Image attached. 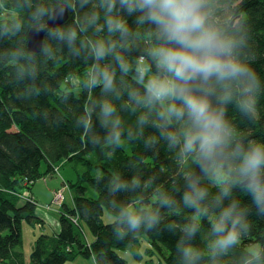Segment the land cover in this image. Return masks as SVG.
Returning a JSON list of instances; mask_svg holds the SVG:
<instances>
[{
	"label": "trees",
	"instance_id": "16d2710c",
	"mask_svg": "<svg viewBox=\"0 0 264 264\" xmlns=\"http://www.w3.org/2000/svg\"><path fill=\"white\" fill-rule=\"evenodd\" d=\"M228 3L246 19L255 66L264 71V0H228ZM62 4L67 6L66 20L44 33L40 51L28 50L29 29L43 28L49 18L45 15L34 19L32 13L43 7L52 14ZM98 4L99 0H90L84 7L79 0H0L1 263L25 264L22 226L42 223L35 215L37 201L31 196V186L43 175L69 166V176L62 182L73 189V203L60 206L57 233L36 236L30 252L32 264H64L77 254L93 257L95 264H128L115 249L132 246L141 235L147 237L160 260L176 264L179 228L188 219L190 210L173 215L161 208V224L149 232L141 226L139 233H133L126 224L117 225L114 220L105 223L102 219L104 211L114 217L124 205L154 208L153 195L157 189L179 201L184 181L173 153L166 151L163 143L147 146L157 130L151 123L144 124L141 130L137 123L145 110L129 100V92L143 91L134 82L133 71L122 73L109 53L98 63L114 72V89L104 92L101 87H89L85 83L97 63L91 52L92 43L96 40L107 43L109 39L107 29L101 30L104 21ZM93 11L99 12L101 19L90 25L86 17ZM17 22L21 23L19 31L13 28ZM130 26L135 28V24ZM8 29L12 31L6 32ZM57 29H63V39L52 34ZM70 31L77 34L71 44ZM124 39L131 41V47H117L116 51L134 68L135 58L144 54L146 45L131 35L119 41L112 37L118 44H123ZM12 53L18 54V61ZM105 100L116 106V112L101 127L98 117ZM86 113L91 127L85 134L82 121ZM237 122L247 134L264 141V119L255 125L246 120ZM114 126L127 138L123 146L108 143ZM42 163L46 165L44 171H41ZM24 190H28L32 201L23 196ZM216 192L218 189L210 188V193ZM254 212L253 209L250 213L252 234L243 237L240 251L264 236V220ZM72 215L76 216L78 225L67 217ZM168 224L176 226L175 234L165 229ZM82 225L89 228L91 240ZM117 226L125 233L122 238L115 234ZM206 233L207 225H204L194 241L197 247L202 245ZM237 256L238 253L233 254L228 264H237Z\"/></svg>",
	"mask_w": 264,
	"mask_h": 264
},
{
	"label": "clouds",
	"instance_id": "9594fccd",
	"mask_svg": "<svg viewBox=\"0 0 264 264\" xmlns=\"http://www.w3.org/2000/svg\"><path fill=\"white\" fill-rule=\"evenodd\" d=\"M79 3L84 7L90 0ZM98 7L103 13L101 30L107 29L109 39L92 43L97 63L85 83L104 92L114 89V72L98 63L109 53L122 73L133 71L134 82L143 91L129 92V100L145 110L137 123L141 130L148 123L157 130L147 146L163 143L184 181L179 201L157 189L154 208L124 205L114 214V223L126 224L133 233H139L141 226L149 232L161 224V208L173 215L188 209L190 215L175 244L176 264H228L237 253V264H264V236L240 251L243 237L252 234L253 209L264 220V141L247 134L237 122L255 125L264 119V71L255 66L246 19L228 0H99ZM45 15L51 18L43 7L32 13L34 19ZM86 18L95 25L101 15L93 11ZM20 27L19 22L13 25L15 31ZM52 34L63 39L64 31ZM128 35L146 45L134 68L116 51L131 47V41L112 40ZM68 37L71 44L77 34L70 31ZM11 55L18 61L17 53ZM100 107L98 119L104 127L116 106L105 100ZM82 123L86 134L91 127L87 113ZM109 136L108 143L116 146L127 141L118 126ZM210 188L218 192L210 193ZM204 225L207 233L197 247L194 241ZM165 229L177 231L172 224ZM115 234L125 235L119 226Z\"/></svg>",
	"mask_w": 264,
	"mask_h": 264
},
{
	"label": "rangeland",
	"instance_id": "374dc122",
	"mask_svg": "<svg viewBox=\"0 0 264 264\" xmlns=\"http://www.w3.org/2000/svg\"><path fill=\"white\" fill-rule=\"evenodd\" d=\"M75 84L77 82L75 81ZM46 165L44 163L41 164V171H44ZM70 167L63 166L59 169V172H50L48 174L43 175L41 178L36 179L31 186V190L33 191V187L35 186L36 189L41 193L37 192L34 188V192L38 194V204H36V208L38 209H49L54 210L58 206L54 202H50L48 199H41L45 196L46 188L58 186L59 188L62 186V181L67 179L69 176ZM49 184V185H48ZM47 186V187H46ZM22 194H25L26 197H30V193L28 190H24ZM65 203L70 205L73 200V189L71 187H67L64 191ZM25 200V199H24ZM47 203V204H46ZM58 219V217H56ZM102 219L105 223L112 222L114 217L110 215L108 212L104 211ZM83 231L86 233V236L89 240L93 238L92 233L90 232L89 228L85 225H82ZM30 230V234L28 233ZM35 231V233H34ZM42 229L34 224L27 225L26 223L22 226V234H23V252L25 254V264H32L30 260V252L33 246V239L41 234ZM115 251L126 260L128 264H165L162 260H160V256L158 252L151 246L150 242L148 241L145 235H141L136 243H134L130 247H126L125 249L116 248ZM0 264H4L1 263ZM64 264H95L93 257H85L83 255H75L74 257L66 260Z\"/></svg>",
	"mask_w": 264,
	"mask_h": 264
},
{
	"label": "crops",
	"instance_id": "0c3cea01",
	"mask_svg": "<svg viewBox=\"0 0 264 264\" xmlns=\"http://www.w3.org/2000/svg\"><path fill=\"white\" fill-rule=\"evenodd\" d=\"M34 188L36 189V187L34 186L33 187V191L30 190V193H31V196L37 201V204H38L39 196H38V194H36L34 192ZM57 188H59V187L58 186L52 187V185L49 188L47 187L46 191H45V196L43 198H41V199H48L49 203H50L52 201V193ZM37 192L39 193V195H41V193L38 190H37ZM65 201L66 200H65V197H64L63 203L68 205L67 203H65ZM72 203L70 204V206L72 205ZM60 211H61V207H57L54 210H49V209H46V210L38 209L37 210V208L35 209V215L38 216L42 220V223H40V225L36 224L37 226H39L42 229L41 233L55 234V233H57L59 231L60 223H59V221H58V219L56 217H58ZM27 225H29V224H27ZM28 233L30 234V230H28ZM34 233H35V231H34ZM34 239H33V241H34Z\"/></svg>",
	"mask_w": 264,
	"mask_h": 264
},
{
	"label": "water",
	"instance_id": "95a60500",
	"mask_svg": "<svg viewBox=\"0 0 264 264\" xmlns=\"http://www.w3.org/2000/svg\"><path fill=\"white\" fill-rule=\"evenodd\" d=\"M63 9V14H60V9ZM68 16L67 6L65 4L56 7L48 18L46 25L43 28H30L27 33V49L38 52L42 47L44 33L51 27H56L62 24Z\"/></svg>",
	"mask_w": 264,
	"mask_h": 264
},
{
	"label": "built area",
	"instance_id": "2783aa9c",
	"mask_svg": "<svg viewBox=\"0 0 264 264\" xmlns=\"http://www.w3.org/2000/svg\"><path fill=\"white\" fill-rule=\"evenodd\" d=\"M66 188H67V185L62 182V186L60 188H57L56 190H54L52 193V202H54L58 207H60L63 203L64 191L66 190ZM23 196L27 200H31L29 197H26L25 194H23ZM67 217L70 218L75 224H77L76 216L73 215V216H67Z\"/></svg>",
	"mask_w": 264,
	"mask_h": 264
},
{
	"label": "bare ground",
	"instance_id": "6f19581e",
	"mask_svg": "<svg viewBox=\"0 0 264 264\" xmlns=\"http://www.w3.org/2000/svg\"><path fill=\"white\" fill-rule=\"evenodd\" d=\"M72 216H73V215H72ZM69 219H70V218H69ZM70 220H71V219H70ZM71 221H72V220H71ZM72 222H73V221H72ZM73 223H74V222H73ZM78 223H79V222H78V220H77V224H75V223H74V224H75V225H78Z\"/></svg>",
	"mask_w": 264,
	"mask_h": 264
}]
</instances>
